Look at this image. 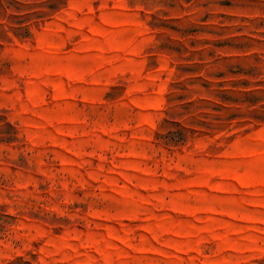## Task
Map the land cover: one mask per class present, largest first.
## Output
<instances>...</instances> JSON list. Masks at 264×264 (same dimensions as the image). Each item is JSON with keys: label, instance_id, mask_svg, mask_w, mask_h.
<instances>
[{"label": "rangeland", "instance_id": "1", "mask_svg": "<svg viewBox=\"0 0 264 264\" xmlns=\"http://www.w3.org/2000/svg\"><path fill=\"white\" fill-rule=\"evenodd\" d=\"M0 264H264V0H0Z\"/></svg>", "mask_w": 264, "mask_h": 264}]
</instances>
